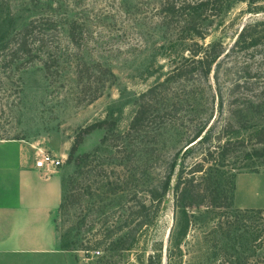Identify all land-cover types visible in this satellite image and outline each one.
<instances>
[{
  "label": "rangeland",
  "instance_id": "1",
  "mask_svg": "<svg viewBox=\"0 0 264 264\" xmlns=\"http://www.w3.org/2000/svg\"><path fill=\"white\" fill-rule=\"evenodd\" d=\"M34 16L51 18L55 27L44 22L45 34L33 53H17L14 60H6L8 38ZM262 19L264 8L249 10L242 1L206 17L203 26L208 34L203 40L217 39L224 45L209 78L195 74L189 80L166 83L168 90L158 93L162 101L165 94L178 101L160 141L163 156L167 161L175 157L176 166L155 218L138 231L129 249L109 248L110 239L89 250L81 249L80 243L104 238L105 231L123 221L129 207L144 197L147 164L112 163L106 175L87 172L89 165L83 168L86 172L78 176L80 198L54 213L58 232L69 231L64 240L70 245L65 249L74 251L81 264H146L154 247L160 264H235L241 249L237 241L231 239V248L224 252L215 246L226 241L212 232L215 210L194 208L174 220L172 185L180 159L189 164L200 159L206 147L215 146L217 135L245 137L251 127L264 123V41L246 49L232 47L244 23ZM183 47L177 29L160 10V0H0V138L22 139L33 160L41 149L63 155L56 173L65 178L74 167L66 157L80 127L108 118L115 121L116 130H124L139 93L163 80L168 55L185 53ZM47 54L54 57L48 73L41 60ZM97 62L113 74L92 77V87L99 86L100 94L89 101L92 92L80 90L76 66L86 63L95 68ZM203 124L205 138L185 149ZM104 132L96 128L85 134L76 151L97 150L106 158L110 147L100 141ZM260 145L248 143L227 154L215 149L224 176L233 175L234 209L264 208V158L245 153ZM167 171V163H162L155 174ZM94 249L100 253L92 255Z\"/></svg>",
  "mask_w": 264,
  "mask_h": 264
},
{
  "label": "trees",
  "instance_id": "2",
  "mask_svg": "<svg viewBox=\"0 0 264 264\" xmlns=\"http://www.w3.org/2000/svg\"><path fill=\"white\" fill-rule=\"evenodd\" d=\"M235 1L245 2L249 10L258 11L264 8V0H160V10L168 19V23H172L177 29L186 52L168 55V72L162 81L139 93L136 108L124 130H116L113 119L102 118L80 127L76 133L66 157L67 161L73 162L74 167L67 177L62 179L61 200L57 209L72 205L80 198L78 176L86 172L83 171L86 165H89L87 172L99 170L98 172L106 175L113 169L112 163L128 162L137 165L142 162L144 165L147 164L148 169L145 171L149 175L144 187V197L129 207L124 220L117 221L112 228H108L104 238L87 239L88 242L91 241L89 245L80 243L81 249L89 250V248L98 247L103 245L106 239H110L107 241L109 248L129 249L132 242H135L138 231L143 226H148L155 218L162 198L170 187L172 173L176 166L175 157L167 161L163 156L160 141L166 131L165 122L174 115L178 102L171 97L165 98L166 94L162 101L158 93L168 90L166 83L189 80L195 74L203 79L209 78L213 66L218 63L224 52V45L217 39L203 40L208 34L207 26H203V20L208 16L219 15L224 9L231 7ZM51 20L49 17L34 16L21 28L15 30L7 41V44L10 42V54L6 60H14L17 53L31 55L45 34L42 24L45 22L50 27H55V23H51ZM69 33L71 38L75 37L73 23L69 26ZM262 41H264V19L249 21L238 30L232 47L246 49ZM53 58L49 54L41 58L47 73L50 66L54 64ZM95 65L97 71L94 66L86 63L76 66L80 90L84 93L92 92L89 101L100 94L99 86L92 87V77L96 74H113L109 67L100 62ZM96 128L105 129L100 141L110 147L106 158L99 156L97 150L76 151L83 136ZM204 128L203 124L194 131L188 141L190 144L185 149L202 142L205 138L202 134ZM248 143L261 144L258 147L253 146L251 151H246L248 156L264 158V123L251 127L245 137L223 139L217 135L215 146L212 149L206 147L201 158L189 164H186L184 159H180L172 185L174 220L176 221L182 213L186 216L187 211H192L194 208L215 210L216 220L212 223V232L226 238V241L215 246L224 252L228 247L231 248L228 242L234 239L241 246V249L236 251L235 264H264V208L234 209L232 207L235 188L233 175L224 176L218 167V163L222 164V162L214 156L217 147L222 154H227ZM97 158L99 162L92 163ZM162 163H167L168 171L163 176H159L155 174V169ZM107 216L103 217V221ZM122 230L124 232H121ZM68 233V230L59 232L61 248H69L70 243H65L64 240ZM168 236L173 237L172 227ZM155 250L157 247L147 254L146 264H160L159 253ZM218 254L222 253L219 251Z\"/></svg>",
  "mask_w": 264,
  "mask_h": 264
},
{
  "label": "crops",
  "instance_id": "3",
  "mask_svg": "<svg viewBox=\"0 0 264 264\" xmlns=\"http://www.w3.org/2000/svg\"><path fill=\"white\" fill-rule=\"evenodd\" d=\"M62 179L35 167L22 139L0 138V264H81L59 243Z\"/></svg>",
  "mask_w": 264,
  "mask_h": 264
},
{
  "label": "built area",
  "instance_id": "4",
  "mask_svg": "<svg viewBox=\"0 0 264 264\" xmlns=\"http://www.w3.org/2000/svg\"><path fill=\"white\" fill-rule=\"evenodd\" d=\"M63 160V155L41 149L35 153L34 165L42 169L45 174H51L57 171V167L63 163ZM91 253L92 255L99 254L100 250H92Z\"/></svg>",
  "mask_w": 264,
  "mask_h": 264
}]
</instances>
